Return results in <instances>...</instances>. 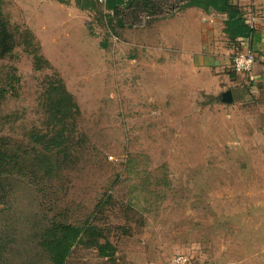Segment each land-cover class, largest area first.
<instances>
[{"label": "rangeland", "instance_id": "374dc122", "mask_svg": "<svg viewBox=\"0 0 264 264\" xmlns=\"http://www.w3.org/2000/svg\"><path fill=\"white\" fill-rule=\"evenodd\" d=\"M174 3L121 7L137 20L122 26L96 0L4 2L18 44L0 57V135L31 174L0 191V264L47 263L52 220L110 241L107 255L76 243L67 264H264V136L204 87L212 62L170 34ZM234 54L216 63L232 79ZM59 81L68 115L47 98Z\"/></svg>", "mask_w": 264, "mask_h": 264}, {"label": "trees", "instance_id": "16d2710c", "mask_svg": "<svg viewBox=\"0 0 264 264\" xmlns=\"http://www.w3.org/2000/svg\"><path fill=\"white\" fill-rule=\"evenodd\" d=\"M6 0H0V57L6 58L14 54L17 47L16 33L12 29L9 20L4 15L3 5ZM169 0H108V9L113 11L111 17L118 18L120 25H134L137 20H127L125 12L122 10L132 8H142V11H147L149 14L158 11L160 3ZM88 2V1H87ZM92 1H89L90 4ZM178 5L180 11L189 7H201L206 11L216 10L219 13L226 14V31L232 40H237L241 35H254L255 29L246 22L243 17V11L239 4L234 0H175V5ZM140 12L131 13L139 15ZM129 17V16H128ZM135 17V16H134ZM130 18V19H131ZM139 19L137 16L135 19ZM129 19V18H128ZM59 82L51 83L48 91V100L51 108L58 113L64 115L71 114L74 109L72 102V94L64 89V85ZM60 83V84H59ZM6 87L0 85V103L5 98ZM76 106V105H75ZM6 137L0 135V191L4 189L7 179L17 176H29L25 166L20 160V156L14 152L9 145ZM100 229L91 223H86L83 226L73 224L68 221L49 222L40 232V245L48 255L47 263L33 264H67L68 258L71 256L76 243H82L84 246L96 247L101 254L107 255L110 241L102 243L101 238L104 237L99 231ZM6 245L0 241V254L5 257L8 253L5 251ZM3 250V251H2ZM1 255V256H2ZM0 256V257H1ZM12 262V261H10ZM17 264H29L20 262Z\"/></svg>", "mask_w": 264, "mask_h": 264}, {"label": "crops", "instance_id": "0c3cea01", "mask_svg": "<svg viewBox=\"0 0 264 264\" xmlns=\"http://www.w3.org/2000/svg\"><path fill=\"white\" fill-rule=\"evenodd\" d=\"M239 4L243 11V17L246 19V12L249 8L255 10L258 17L255 33L252 35L251 44L256 53V63L250 72H237L232 79L229 74L221 75L216 68L219 60L220 51H225L227 55H232L242 43V37L237 40H232L226 31V14L219 13L216 10L206 11L201 7H189L182 11L179 17L175 16L172 20L174 24H181V28L174 29L170 34L178 41V46L182 44L184 48H192L197 53H202L204 50L209 61H203L202 73L199 79L202 80L207 91H211L220 101L227 104H232L237 110L247 112L254 111V117L259 122L257 128L258 136H264V0H247L249 4L244 6L243 2L234 0ZM182 16V17H181ZM182 20L178 22V19ZM164 31V30H163ZM166 36V32H163ZM223 34V36H221ZM223 37V41H219V37ZM176 43V42H175ZM203 56V55H201ZM200 56V57H201ZM198 73L200 70L198 69ZM251 74L254 78H251ZM212 78V81L210 80ZM231 91L232 100L225 102L223 94ZM254 109V110H253Z\"/></svg>", "mask_w": 264, "mask_h": 264}, {"label": "built area", "instance_id": "2783aa9c", "mask_svg": "<svg viewBox=\"0 0 264 264\" xmlns=\"http://www.w3.org/2000/svg\"><path fill=\"white\" fill-rule=\"evenodd\" d=\"M98 3L107 6L108 0H96ZM110 14H113V11L110 9ZM258 17L256 16L255 11L251 10L246 15V22L251 26L252 29L256 28ZM252 34L242 37V43L240 48L236 51L233 56V68L236 72H250L254 68V65L257 61L256 53L251 44ZM251 78H254V75H250ZM187 259L183 256H180L176 259L177 264H186Z\"/></svg>", "mask_w": 264, "mask_h": 264}, {"label": "water", "instance_id": "95a60500", "mask_svg": "<svg viewBox=\"0 0 264 264\" xmlns=\"http://www.w3.org/2000/svg\"><path fill=\"white\" fill-rule=\"evenodd\" d=\"M223 100L225 102H230L232 100V94L231 91H227L223 94Z\"/></svg>", "mask_w": 264, "mask_h": 264}]
</instances>
